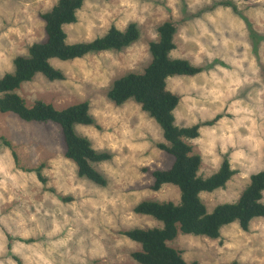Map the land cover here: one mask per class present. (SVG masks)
I'll list each match as a JSON object with an SVG mask.
<instances>
[{"label": "rangeland", "instance_id": "rangeland-1", "mask_svg": "<svg viewBox=\"0 0 264 264\" xmlns=\"http://www.w3.org/2000/svg\"><path fill=\"white\" fill-rule=\"evenodd\" d=\"M230 1L85 0L78 22L65 26L68 44L92 42L111 27L124 30L130 23L138 26L139 40L121 52L53 59L65 80L37 75L18 94L29 107L39 100L58 110L89 104L95 125H76L75 132L112 155L94 165L107 186L78 176L65 157L57 125L0 113V264H18L15 258L21 264H138L132 253L141 246L122 234L162 224L137 215L135 207L143 201L178 204L180 192L171 185L151 189V173L173 162L158 149L164 143L161 128L134 101L117 106L107 94L115 80L149 66L150 43L168 21L177 28L172 59L202 69L197 76L167 81L168 90L180 98L176 125L191 127L220 116L188 143L202 158L200 176L216 173L225 158L237 172L226 188L204 193L202 200L209 212L239 200L251 175L264 169V0L235 2L237 13L219 6ZM57 2L0 0V78L13 72L16 57L45 41L41 14ZM4 140L12 144L18 163ZM39 166L45 186L35 173L24 171ZM169 245L187 262L264 264V219H255L247 232L234 223L223 227L217 240L179 235Z\"/></svg>", "mask_w": 264, "mask_h": 264}, {"label": "trees", "instance_id": "trees-1", "mask_svg": "<svg viewBox=\"0 0 264 264\" xmlns=\"http://www.w3.org/2000/svg\"><path fill=\"white\" fill-rule=\"evenodd\" d=\"M247 1L232 0L219 6L232 8L237 13L235 2ZM84 4L85 0H58L50 11L41 14L46 39L33 44L26 56L16 57L13 72L0 78V113L13 114L27 123L57 125L64 142L65 157L76 165L78 176L99 187H106V178L94 165L110 161L112 155L97 151L88 139L75 132L76 125H95L89 104L83 102L58 110L39 100L29 107L18 94L21 86L32 82L37 75L50 82L64 81L65 75L51 64L53 59L67 62L94 53L121 52L139 40L138 26L130 23L124 30L113 26L104 36L92 42L68 44L65 26L78 22L77 14ZM176 34L177 28L172 22L159 25L158 39L149 46V66L143 73H128L115 80L107 94L108 99L117 106L134 101L161 128L164 143L159 144L158 149L171 156L173 162L169 169L151 173V189L158 192L164 186L171 185L180 192L178 204L143 201L135 207L137 215L151 217L162 224L160 228H136L122 234L141 246L140 251L132 253L133 260L138 264H200L187 262L183 254L169 243L179 235L217 240L225 226L237 223L247 232L255 219H264V169L251 175L250 183L237 202L218 205L209 212L202 200V194L226 188L237 172L230 160L225 158L216 173L207 178L200 176L202 158L194 153L188 143L200 137L202 127L214 126L221 119L220 116L191 127L176 125L175 111L180 98L168 90L167 81L172 77H194L202 73L201 68L187 60L172 59L171 53L176 50ZM4 144L12 150L18 163L12 144L5 140ZM43 169V166H39L24 171L35 173L37 180L45 186L48 180L43 175ZM15 261L21 264L18 258Z\"/></svg>", "mask_w": 264, "mask_h": 264}]
</instances>
